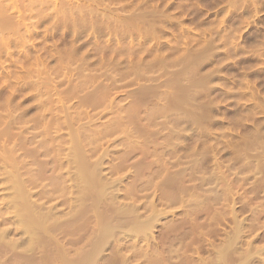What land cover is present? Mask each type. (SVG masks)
Listing matches in <instances>:
<instances>
[{"label":"rangeland","instance_id":"rangeland-1","mask_svg":"<svg viewBox=\"0 0 264 264\" xmlns=\"http://www.w3.org/2000/svg\"><path fill=\"white\" fill-rule=\"evenodd\" d=\"M263 187L264 0H0V264H264Z\"/></svg>","mask_w":264,"mask_h":264},{"label":"bare ground","instance_id":"bare-ground-1","mask_svg":"<svg viewBox=\"0 0 264 264\" xmlns=\"http://www.w3.org/2000/svg\"><path fill=\"white\" fill-rule=\"evenodd\" d=\"M256 166H258V165H256ZM94 167H95V166H94ZM89 168H90V167H89ZM59 169H60V168H59ZM83 169H84V168H83ZM97 169H98V168H97ZM101 169H102V168H101ZM251 169H252V168H251ZM257 169H259V168H257ZM59 171H60V170H59ZM87 171H88V170H87ZM252 171H253V169H252ZM255 171L257 172V170H254V172H255ZM89 172H90V171H89ZM98 172H99V171H98ZM249 172H250V171H249ZM91 173H92V172H91ZM96 173H97V172H96ZM100 173H101V172H100ZM90 175H91V174H90ZM253 175H254V174H253ZM20 176H21V175H20ZM84 176H85V175H84ZM84 176H83V177H84ZM89 177H90V176H89ZM91 177H92V176H91ZM15 178H16V177H15ZM28 178H29V177H28ZM95 178H96V177H95ZM72 179H73V177H72ZM78 179H79V178H78ZM98 179H99V177H98ZM237 179H238V178H237ZM239 179H240V178H239ZM14 180H15V179H14ZM76 180H77V179H76ZM95 180H96V179H95ZM215 180H216V179H215ZM15 181H16V180H15ZM15 181H14V182H15ZM25 181H26V180H25ZM27 181H28V179H27ZM72 181H73V180H72ZM96 181H97V180H96ZM105 181H106V180H105ZM11 182H12V181H11ZM14 182H12V183H14ZM30 182H31V181H30ZM32 182H33V181H32ZM94 182H95V181H94ZM100 182H101V181H100ZM100 182H99V183H100ZM106 182H107V181H106ZM16 183H17V182H16ZM16 183H15V184H16ZM63 183H64V182H63ZM97 183H98V181H97ZM107 183H109V182H107ZM24 184L26 185L25 182H24ZM31 184H32V183H31ZM104 184H105V182H104ZM22 185H23V184H22ZM81 185H82V184H81ZM105 185H106V184H105ZM105 185H104V186H105ZM109 185H111V184H109ZM112 185H113V183H112ZM114 185H115V184H114ZM19 186H20V185H19ZM29 186H30V185H29ZM76 186H77V185H76ZM100 186H102V185H100ZM16 187H17V186H16ZM102 187H103V186H102ZM13 188H14V187H13ZM17 188H18V187H17ZM78 188H79V187H78ZM80 188H81V187H80ZM104 188L106 189V186H105ZM263 188H264V187H263ZM71 189H72V188H71ZM88 189H89V188H88ZM96 189H97V188H96ZM102 189H103V188H102ZM109 189H110V188H109ZM16 190L19 191L18 189H16ZM63 190H64V188H63ZM83 190H86V189H83ZM90 190H91V189H90ZM90 190H89V191H90ZM103 190H104V189H103ZM212 190H213V189H212ZM20 191H21V190H20ZM51 191H52V190H51ZM71 191H72V190H71ZM78 191H79V190H78ZM93 191H94V190H93ZM207 191H208V190H207ZM63 192H64V191H63ZM86 192H87V191H86ZM97 192H98V191H97ZM110 192H111V191H110ZM212 192H213V191H212ZM53 193H54V192H53ZM80 193H81V192H80ZM83 194H84V193H82L81 196H82ZM89 194H90V193H89ZM94 194H95V193H94ZM113 194H114V193H113ZM210 194H211V193H210ZM109 195H110V197H111V193H110ZM109 195H108V196H109ZM216 195H217V193H216ZM14 196H15V195H14ZM28 196H29V195H28ZM85 196H86V195H85ZM85 196H84V198H86ZM88 196H89V195H88ZM88 196H87V197H88ZM214 196H215V195H214ZM225 196H228V195H225ZM89 197H90V196H89ZM116 197H117V196H116ZM71 198H72V197H71ZM90 198H91V197H90ZM96 198H97V197H96ZM108 198H109V197H108ZM74 199H75V198H74ZM76 199H77V198H76ZM110 199H112V198H110ZM171 199H174V198L172 197ZM18 200H19V199H18ZM77 200H78V199H77ZM100 200H102V199H100ZM100 200H99V201H100ZM70 201H71V199H70ZM82 201H83V200H82ZM89 201H90V200H89ZM110 201H111V200H110ZM114 201H116V200L113 199V202H114ZM13 202H14V201H13ZM68 202H69V201H68ZM79 202H80V201H79ZM79 202H78V203H79ZM96 202H97V201H96ZM96 202H95V204H97ZM117 202H118V201H117ZM117 202H116V203H117ZM78 203H73V204H77V205H79ZM81 203H82V202H81ZM84 203H85V202H84ZM101 203H102V202H101ZM150 203H151V202H150ZM69 204H70V203H69ZM148 204H149V203H148ZM152 204H153V203H152ZM152 204H151V205H152ZM21 205H22V204H21ZM21 205H20V206H21ZM23 205H24V204H23ZM23 205H22V206H23ZM77 205H76V206H77ZM89 205H90V204H89ZM111 205H112V203H111ZM153 205H154V204H153ZM153 205H152V206H153ZM24 206H25V205H24ZM24 206H23V207H24ZM81 206H84V205L81 204ZM98 206H99V205H98ZM125 206H126V205H125ZM136 206H137V205H136ZM145 206H146V205H145ZM152 206H151V207H152ZM25 207H26V206H25ZM68 207H69V206H68ZM79 207H80V205H79ZM85 207H86V206H85ZM88 207H89V206H88ZM101 207H102V206H101ZM116 207H117V206H116ZM120 207H121V206H120ZM148 207H150V206H148ZM11 208H12V207H11ZM17 208H18V207H17ZM73 208H74V206H73ZM80 208H82V207H80ZM112 208H113V207H112ZM129 208H130V207H129ZM19 209H20V208H19ZM29 209H30V208H29ZM29 209H28V210H29ZM84 209H85V208H84ZM84 209H83V210H84ZM95 209H96V208H95ZM117 209H118V208H117ZM117 209H116V211H118ZM124 209H125V208H124ZM145 209H146V208H145ZM152 209H153V208H152ZM31 210H32V209H31ZM85 210H86V209H85ZM91 210H92V208H91ZM113 210H114V208L112 209V211H113ZM138 210H139V209H138ZM148 210H151V209H148ZM148 210H147V211H148ZM16 211H17V210H16ZM52 211H53V210H52ZM76 211H77V210H76ZM99 211H100V210H99ZM124 211L126 212V210H124ZM14 212H15V211H14ZM19 212H20V211H19ZM24 212H25V211H24ZM24 212H23V213H24ZM72 212H73V211H72ZM119 212H121L120 209H119ZM153 212H154V211H153ZM153 212H152V213H153ZM23 213H20V214L22 215ZM29 213H30V212H29ZM29 213H26V214H29ZM32 213H33V211H32ZM79 213H80V211H79ZM92 213H93V212H92ZM115 213H116V212H115ZM115 213H113V214H115ZM121 213H122V212H121ZM132 213H133V212H132ZM155 213H156V212H155ZM67 214H68V213H67ZM136 214H137V213H136ZM14 215H15V214H14ZM17 215H19V214H17ZM17 215H15V216H17ZM53 215H54V214H53ZM84 215H85V214H84ZM100 215H101V217H102V214H100ZM100 215H99V216H100ZM115 215H116V216H115V219H116L117 216H118L117 218H121L120 215H123V218H121V220H120V219H116V220H118V222H116L115 224H113L114 218H111V219H109V220H108V219H107V220L105 219L106 222L109 221V223L106 224L107 227H109L108 229H106L108 233H107L105 230H102V228L104 229V227H105L104 224H103L104 227H102V228H101V226H99V227L101 228L102 231H104V232L107 233V237H105V239L103 238V239H104L103 242H101V237H100V236H97L96 238H98V239H96V238H95V239L98 240V242L100 241V243H102L103 245H104V242L106 241V239H107L108 237H109V240H111V239L113 240V239H114V236L116 237V239H117L118 241L121 240V239H123V236L120 234V232L118 233V230H117V229H118L121 225H124V224L127 225V224H128V219H129V218L125 219V218H124V216H125L124 213H123V214H120V215H117V214H115ZM138 215H139V214H138ZM151 215H152V214H151ZM156 215H158V214H156ZM23 216H24V215H23ZM23 216H22V217H23ZM28 216H29V218H28L29 220H30V216L33 218V214L31 215V213H30ZM28 216H27V217H28ZM69 216H70V215H69ZM71 216H74V214H73V215L71 214ZM88 216H89V215H88ZM88 216H87V217H88ZM105 216H106V215H105ZM126 216H127V215H126ZM126 216H125V217H126ZM135 216H137V215H135ZM147 216H148V215H147ZM54 217L56 218V215H55ZM67 217H68V216H67ZM87 217H86V218H87ZM96 217H97V216H96ZM96 217H93V218H96ZM113 217H114V216H113ZM32 218H31V219H32ZM41 218H42V217H41ZM41 218H40V219H41ZM59 218H60V217H59ZM63 218H64V217H63ZM103 218H104V217H103ZM107 218H108V217H107ZM136 218H139V217H136ZM141 218H142V217H141ZM147 218H148V217H147ZM18 219H19V217H18ZM24 219H25V218H24ZM28 219H26V220H28ZM67 219H69V218H67ZM74 219H76V218H73V220H74ZM80 219H81V217H80ZM82 219H83V218H82ZM97 219H98V218H97ZM142 219H143V222H140V221H142ZM142 219H138V220H140V221H139L140 224L137 225V224L135 223V225L133 226V230H138V233H139V230H140V229H142V230H143V233H144V231L146 230V226L149 225L150 222L154 221L156 218H155V216H152V217L148 218L147 220H144V218H142ZM145 219H146V218H145ZM158 219H159V218H158ZM20 220H22V219H20ZM26 220H25V222H26ZM29 220H28V221H29ZM33 220H34V218H33ZM65 220H66V219H65ZM73 220H72V221H73ZM77 220H78V219H77ZM103 220H104V219H103ZM103 220H102V221H103ZM105 220H104V221H105ZM119 220H120V221H119ZM16 221H17V220H16ZM30 221H31V220H30ZM35 221H36V220H35ZM46 221H47V220H46V218H45V222H46ZM59 221H60V219H59ZM66 221H67V220H66ZM84 221H85V220H84ZM104 221H103V222H104ZM129 221H130V220H129ZM17 222H18V221H17ZM19 222H21V221H19ZM19 222H18V223H19ZM42 222H43V221H42ZM74 222H76V221H74ZM78 222H79V221H78ZM97 222H98V221H97ZM103 222H102V223H103ZM106 222H105V223H106ZM135 222H137V221H135ZM29 223H30V222H29ZM33 223H34V222L32 221V224H33ZM54 223H55V222H54ZM57 223H58V222H57ZM66 223H68V222H66ZM69 223H70V222H69ZM71 223H72V222H71ZM71 223H70V224H71ZM91 223H92V222H91ZM100 223H101V222H100ZM100 223H99V224H100ZM152 223L154 224L155 222H152ZM152 223H151V224H152ZM22 224H23V226H24V225L27 226V222H26V224H24V223H22ZM60 224H61V223H60ZM109 224H110V225H109ZM13 225H14V223H13ZM29 225H30V224H29ZM29 225H28L27 227H29ZM34 225H35V224H34ZM34 225H32V226H34ZM37 225H38V224H37ZM37 225H36V226H37ZM43 225H44V224H43ZM68 225H69V224H68ZM68 225H67V226H68ZM84 225H85V224H84ZM108 225H109V226H108ZM126 225H125V226H126ZM125 226H124V227H125ZM150 226H151V225H150ZM19 227L22 228L21 226H19ZM34 227H35V226H34ZM47 227H48V226H47ZM47 227L45 228L46 231H47ZM61 227H62V225H61ZM61 227H60V228H61ZM92 227H93V225H92ZM94 227H95V226H94ZM94 227H93V228H94ZM99 227H97V229H98ZM23 228H24V227H23ZM36 228H37V227H36ZM41 228H42V227H41ZM60 228H59V229H60ZM85 228H86V227H85ZM89 228H90V227H89ZM100 228H99V229H100ZM105 228H106V227H105ZM126 228H128V227H126ZM25 229H26V227H25ZM28 230H29V228H28ZM42 230H43V229H42ZM65 230H66V229H65ZM85 230H86V229H85ZM88 230H89V229H88ZM94 230H95V228H94ZM124 230H125V229H124ZM127 230H129V229H127ZM236 230H237V229H236ZM2 231H4V230H2ZM25 231L29 234V231H27V230H25ZM25 231H24V233H25ZM31 231H33V230H31ZM48 231H49V229H48ZM95 231H96L95 234H100V233H97V232H99L100 230H95ZM237 231H238V230H237ZM237 231H236V232H237ZM20 232H21V231H20ZM33 232H34V231H33ZM35 232H36V231H35ZM38 232H40V231H38ZM38 232H37V237H39V236H38ZM43 232H44V231H43ZM138 233H136V235H137ZM141 233H142V231L140 232V234H141ZM232 233H233V232H232ZM0 234H3V232L0 233ZM40 234H41V233H40ZM62 234H63V233H62ZM64 234H65V233H64ZM44 235H45V234H44ZM78 235H79V234H78ZM100 235H102V234H100ZM104 235H106V234H103V236H104ZM138 235H139V234H138ZM138 235H137V236H138ZM144 235H146V236H144V237H147L149 234H146V231H145ZM1 236H2V235H1ZM29 236L31 237V235H29ZM40 236H41V235H40ZM65 236H66V235H65ZM82 236H83V235H82ZM89 236H90V235H89ZM92 236H93V235H92ZM236 236H237V235H236ZM25 237H27V236L25 235ZM32 237H34L33 234H32ZM37 237H36V240H37ZM48 237H49V236H48ZM52 237H53V236H52ZM82 238H83V237H82ZM99 238H100V239H99ZM141 238H142V237H141ZM141 238H140V239H141ZM2 239H3V238H2ZM38 239H39V238H38ZM40 239H41V238H40ZM42 239H43V238H42ZM135 239H136V238H135ZM0 240H1V238H0ZM27 240H31V241H32V239H28V238H27ZM69 240H70V239H69ZM114 240H115V239H114ZM114 240H113V241H114ZM123 240H124V239H123ZM234 240H235V239H234ZM2 241H3V240H2ZM34 241H35V240H34ZM47 241H48V240H47ZM47 241H46V242H47ZM54 241H55V240H54ZM56 241H57V240H56ZM65 241H66V240H65ZM85 241H86V240H85ZM135 241H136V240H135ZM144 241H145V240H144ZM226 241H227V240H226ZM235 241H236V240H235ZM29 242H30V241H29ZM29 242H28V243H29ZM52 242H53V241H52ZM66 242H67V241H66ZM78 242H80V241H78ZM78 242H77V243H78ZM87 242H88V240H87ZM89 242H90V241H89ZM93 242H95V241H93ZM123 242H124V241H123ZM125 242H126V241H125ZM54 243H55V242H54ZM67 243H68V242H67ZM69 243H70V242H69ZM115 243H116V242H115ZM229 243H230V242H229ZM239 243H240V242H239ZM30 244H31V242H30ZM32 244H34V242H32ZM92 244H93V243H91V245H92ZM248 244H249V242H248ZM5 245H6V243H5ZM28 245H29V244H28ZM55 245H56V244H55ZM75 245H76V244H75ZM89 245H90V244H89ZM91 245H90V246H91ZM115 245H116V244H115ZM122 245H123V244H122ZM249 245H250V244H249ZM7 246H8V245H7ZM31 246L33 247V245H31ZM58 246H59V244H58ZM58 246H57V247H58ZM93 246H94V245H93ZM93 246H92V247H93ZM134 246H135V245H134ZM223 246H224V245H223ZM2 247H3V245H2ZM4 247H5V246H4ZM29 247H30V246H29ZM29 247H28V248H29ZM54 247H55V246H54ZM54 247H53V248H54ZM60 247H61V246H60ZM241 247L243 248V246H241ZM245 247H247V246H245ZM30 248H31V247H30ZM30 248H29V249H30ZM70 248H71V246H70ZM88 248H90V247H88ZM97 248H98V247H97ZM121 248H122V247H121ZM135 248H136V247H135ZM57 249H59V248H57ZM61 249H62V248H61ZM61 249H60V250H61ZM116 249H117V248H116ZM124 249H125V248H124ZM170 249H171V248H170ZM175 249H176V248H175ZM246 249H247V248H246ZM249 249H250V248H249ZM249 249H247V250L249 251ZM15 250H17V249H15ZM55 250H56V249H55ZM80 250H81V249H80ZM179 250H180V249H179ZM242 250H243V249H242ZM247 250H246V251H247ZM255 250H257V249H255ZM57 251H58V250H57ZM84 251H86V250H84ZM84 251H83V252H84ZM94 251H95V249H94ZM94 251H92V253H93ZM142 251H143V250H142ZM150 251H151V250H150ZM174 251H175V250H174ZM207 251H208V250H207ZM223 251H224V250H223ZM246 251H243V252H246ZM248 251H247V252H248ZM252 251H254V250H252ZM61 252H62V250H61ZM76 252H77V251H76ZM97 252H99V251L96 250V253H97ZM100 252H101V250H100ZM100 252H99V254H100ZM123 252H124V251H123ZM144 252H145V251H144ZM62 253H63V252H62ZM66 253H69V252H66ZM86 253H87V252H86ZM88 253H90V254H89L90 257H89V255H85L84 253H82V252L80 251V254H81L80 256L83 257V261H85L86 257H89L90 260L94 261V260L96 259V256H95L96 254L94 255V256H95V259H94V257L91 259V252L88 251ZM94 253H95V252H94ZM253 253H254V252H253ZM253 253H251V254H249V255L251 256V255H253ZM256 253H257V251H256ZM56 254H57V253H56ZM59 254H61L60 251H59ZM77 254H78V253H77ZM143 254H144V253H143ZM219 254H220V253H219ZM245 254H246V253H245ZM254 254H255V253H254ZM63 255H65V254H63ZM63 255H62V257H63ZM71 255H73V254H71ZM71 255H70V254L68 255V259H69V257H70ZM83 255H84L85 257H84ZM100 255H101V254H100ZM100 255H99V256H100ZM168 255H169V254H168ZM220 255H221V254H220ZM226 255H228V254H226ZM243 255H244V254H243ZM259 255H260V254H259ZM57 256H58V255H57ZM59 256H60V255H59ZM74 256H75V255H74ZM92 256H93V255H92ZM97 256H98V255H97ZM99 256H98V257H99ZM129 256H130V255H129ZM139 256H140V255H139ZM222 256H223V255H222ZM247 256H248V254H247ZM247 256L245 255L246 258H248ZM255 256H256V255H255ZM62 257H61V258H62ZM219 257H221V256H219ZM57 258H58V257H57ZM72 258H73V257H71L70 260H71ZM76 258H78V257H76ZM76 258H74V259H76ZM80 258H81V257H80ZM145 258H147V257H145ZM171 258H172V257H171ZM250 258H251V257H250ZM87 259H88V258H87ZM126 259H127V258H126ZM63 260H64V259H63ZM66 260H67V259H66ZM72 260H73V259H72ZM72 260H71V261H72ZM79 260H81V259H79ZM79 260H78V261H79ZM88 260H89V259H88ZM97 260H98V258H97ZM55 261H56V260H55ZM61 261H62V259H61ZM68 261H69V260H68ZM83 261H82V262H83ZM95 261H96V260H95ZM112 261H113V260H112ZM112 261H111V262H112ZM198 261H199V260H198ZM208 261H209V260H208ZM225 261H226V260H225ZM232 261H233V259H232ZM59 262H60V261H59ZM65 262H66V261H65ZM82 262L80 261L78 264H80V263L82 264ZM86 262H87V260H86ZM88 262L90 263L91 261H88ZM88 262H87V263H88ZM96 262L99 263L100 261H99V262L96 261ZM96 262H95V263H96ZM115 262H117V261H115ZM115 262H114V263H115ZM131 262H132V261H131ZM206 262H207V261H206ZM2 263H3V262H2ZM52 263H53V262H52ZM63 263H64V261H63ZM63 263H62V264H63ZM73 263H74V262H73ZM76 263H77V262H76ZM83 263L85 264V262H83ZM89 263H88V264H89ZM93 263H94V262H93ZM95 263H94V264H95ZM106 263H107V262H106ZM114 263H113V264H114ZM117 263H119V262H117ZM126 263H127V262H126ZM129 263H130V262H129ZM234 263H235V262H234ZM55 264H56V263H55ZM66 264H67V263H66ZM68 264H72V263L68 262ZM207 264H209V263H207Z\"/></svg>","mask_w":264,"mask_h":264}]
</instances>
